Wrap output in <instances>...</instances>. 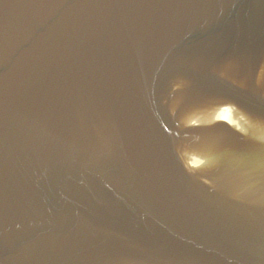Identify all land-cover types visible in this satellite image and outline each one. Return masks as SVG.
Masks as SVG:
<instances>
[{"label":"water","instance_id":"water-1","mask_svg":"<svg viewBox=\"0 0 264 264\" xmlns=\"http://www.w3.org/2000/svg\"><path fill=\"white\" fill-rule=\"evenodd\" d=\"M0 264H264V0H0Z\"/></svg>","mask_w":264,"mask_h":264}]
</instances>
